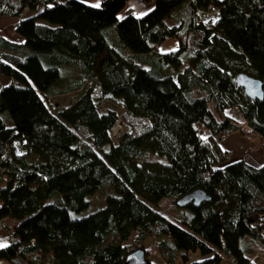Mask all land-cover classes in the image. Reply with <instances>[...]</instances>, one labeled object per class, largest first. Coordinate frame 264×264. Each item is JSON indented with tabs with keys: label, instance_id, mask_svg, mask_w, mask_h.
<instances>
[{
	"label": "trees",
	"instance_id": "16d2710c",
	"mask_svg": "<svg viewBox=\"0 0 264 264\" xmlns=\"http://www.w3.org/2000/svg\"><path fill=\"white\" fill-rule=\"evenodd\" d=\"M127 1L0 0L20 38L0 36L11 80L0 88V259L124 264L153 239L163 264H188L191 251L202 260L189 264H257L264 160H231L222 142L247 139L223 113L234 108L264 156V93L249 99L234 81L243 73L264 92V0H142L141 15ZM26 9L35 15L22 19ZM170 39L176 48L160 50ZM199 189L209 200L185 207L182 226L152 207ZM90 200L96 210L69 216Z\"/></svg>",
	"mask_w": 264,
	"mask_h": 264
},
{
	"label": "rangeland",
	"instance_id": "374dc122",
	"mask_svg": "<svg viewBox=\"0 0 264 264\" xmlns=\"http://www.w3.org/2000/svg\"><path fill=\"white\" fill-rule=\"evenodd\" d=\"M86 2H88L89 4H95L97 5L99 3V0H85ZM148 5L149 4H144L142 2V0H128L126 3V7L130 8L133 10L134 14L137 15H141L145 12H147L148 10ZM21 17L22 19H27V17L35 15V12H32L29 9L24 10L21 13ZM122 12H120L117 16L120 17L122 16ZM40 22V20L37 21V23ZM15 27V26H14ZM176 48V42L174 40H168L166 42H164L161 46H160V50L162 51H169L171 49ZM32 81V80H31ZM32 84L34 85V90H36L38 93L39 88L35 85V83L32 81L29 82V85L32 86ZM40 100L44 101L43 98H40ZM224 114H229L231 118H233L238 125L241 128V134L244 135V137H246L247 139H245V141L242 139V136L239 138L238 143H235L233 145L228 146L229 148V156L230 158H232L231 160H236L238 158L243 157L244 161L248 164H250L252 167L253 166H259L263 160H264V156L262 151L257 148V146H255L257 144V141L259 139V137L255 136L252 134V132H249V130L247 129V127L245 126L246 124L243 123V120L240 116V114L237 113V111L234 108H230L228 110L223 111ZM238 135V134H237ZM246 135V136H245ZM243 140V141H242ZM225 141L222 142V145H224L226 147V144L224 143ZM153 159L152 160H157V161H161L163 162V158L158 157L156 155H152ZM5 181L0 183V188L4 185ZM101 188L103 189V185H100ZM107 193V191L100 190V193L96 192L95 194H93V196H95L96 194L99 195L100 197V203L101 205L104 204L105 202V194ZM92 196V197H93ZM91 198V197H90ZM157 206H152L153 209H157L158 212L164 216L166 219H169L171 222L175 223L176 225H180L181 224V220H187L189 219V214H190V209L188 208H177L175 204H173L168 197L166 198H162L160 199L157 204ZM98 207V205H94L92 203V201L90 200L88 205L85 207V209L79 211V212H73V211H69V216L71 218H80L82 216H86L88 214H90V212L96 210ZM101 207V206H100ZM1 223L6 224L9 226V228H12L16 223H13V221L9 220V219H3L1 221ZM7 241V233L4 230V228H2L0 226V247H3L4 244ZM153 239H148L146 240V242L140 246V248H142V250H147L148 249V253H149V260L152 261L154 264H163L162 260H160V258L158 257V254L156 253V251L153 249ZM128 243H131V240L128 241ZM139 247V246H136ZM135 247V248H136ZM133 249V247H132ZM146 257V256H145ZM146 259V258H145ZM186 259L187 263H191V262H198L200 260H202V257L200 256L198 251H191L186 253ZM148 263V260H147ZM146 263V264H147ZM0 264H10L6 259H0ZM175 264H182L181 260H177ZM219 264H232L231 258L227 257V256H222V260L220 261ZM257 264H264V259L260 258L257 260Z\"/></svg>",
	"mask_w": 264,
	"mask_h": 264
},
{
	"label": "water",
	"instance_id": "95a60500",
	"mask_svg": "<svg viewBox=\"0 0 264 264\" xmlns=\"http://www.w3.org/2000/svg\"><path fill=\"white\" fill-rule=\"evenodd\" d=\"M168 1V0H164ZM177 1V0H169ZM214 2L221 4L224 0H213ZM237 86L241 87L243 92L249 99L261 100L263 97L262 84L258 80L248 77L243 73H238L234 79ZM209 198L202 190H194L189 192L187 195L177 199L175 202L176 206L179 208H185L192 204L194 207H198L200 202L208 201ZM144 250L140 247L132 249V251L125 257L124 264H146L147 260L145 259Z\"/></svg>",
	"mask_w": 264,
	"mask_h": 264
},
{
	"label": "crops",
	"instance_id": "0c3cea01",
	"mask_svg": "<svg viewBox=\"0 0 264 264\" xmlns=\"http://www.w3.org/2000/svg\"><path fill=\"white\" fill-rule=\"evenodd\" d=\"M85 1V0H84ZM17 19L9 18V17H0V36L7 38L11 41H17L20 40L19 36H16L15 30H14V24L16 23ZM11 83L10 77H7L6 75L0 73V88L2 86H7ZM34 89V86L32 87ZM239 136L237 134H230L229 138L225 140V144L227 147L230 145H233L235 143H238ZM243 141V140H242ZM229 148V147H227ZM230 149V148H229Z\"/></svg>",
	"mask_w": 264,
	"mask_h": 264
},
{
	"label": "built area",
	"instance_id": "2783aa9c",
	"mask_svg": "<svg viewBox=\"0 0 264 264\" xmlns=\"http://www.w3.org/2000/svg\"><path fill=\"white\" fill-rule=\"evenodd\" d=\"M204 18H206V19H212V22L214 21H216V19H217V16H215V11H213V13H207L205 16H204ZM244 123V122H243ZM245 124V123H244ZM246 127H247V129L249 130V132H251V130L248 128V126L247 125H245ZM111 133H112V135H116L118 132H119V122H116L112 127H111Z\"/></svg>",
	"mask_w": 264,
	"mask_h": 264
},
{
	"label": "bare ground",
	"instance_id": "6f19581e",
	"mask_svg": "<svg viewBox=\"0 0 264 264\" xmlns=\"http://www.w3.org/2000/svg\"><path fill=\"white\" fill-rule=\"evenodd\" d=\"M225 111V110H224ZM120 127V126H119Z\"/></svg>",
	"mask_w": 264,
	"mask_h": 264
},
{
	"label": "snow or ice",
	"instance_id": "6c2138e0",
	"mask_svg": "<svg viewBox=\"0 0 264 264\" xmlns=\"http://www.w3.org/2000/svg\"><path fill=\"white\" fill-rule=\"evenodd\" d=\"M98 6V5H97Z\"/></svg>",
	"mask_w": 264,
	"mask_h": 264
}]
</instances>
